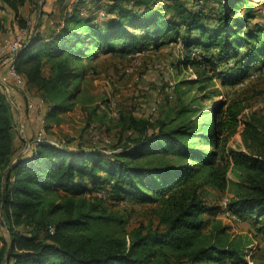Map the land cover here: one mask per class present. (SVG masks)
<instances>
[{
    "label": "trees",
    "instance_id": "obj_1",
    "mask_svg": "<svg viewBox=\"0 0 264 264\" xmlns=\"http://www.w3.org/2000/svg\"><path fill=\"white\" fill-rule=\"evenodd\" d=\"M57 2L58 13L45 9L49 0H0V12L24 28L29 9L40 11L15 65L45 111V131L73 110L80 92L73 84L86 79L85 61L101 56L176 44L178 66L196 77L168 94L176 92L180 103L181 86L196 87V94L171 106L166 118L165 111L153 118L122 113L112 150L49 135L39 142L38 131L19 144L9 99L19 93L12 80H1L0 264H246L249 239L216 219L221 207L209 204L206 192L229 190L235 171L229 208L264 235V113L216 101L221 91L211 83L237 86L264 67V18L252 5L242 13L246 0ZM45 17L56 29L43 32ZM6 23L0 15V32ZM33 110L26 102L24 113ZM240 128L243 147H228ZM129 202L151 205V222L129 229L120 211Z\"/></svg>",
    "mask_w": 264,
    "mask_h": 264
},
{
    "label": "rangeland",
    "instance_id": "obj_2",
    "mask_svg": "<svg viewBox=\"0 0 264 264\" xmlns=\"http://www.w3.org/2000/svg\"><path fill=\"white\" fill-rule=\"evenodd\" d=\"M41 1L38 0V3ZM248 5L253 6V11L258 19L264 18V0H246V4L242 6L240 11L242 13L247 11ZM45 9L53 12V8L49 6ZM29 10L26 17L27 22H29L28 25L32 28L33 25L37 24L40 11H38L37 16L34 6ZM58 10L59 8H57ZM10 16L11 18L5 15L9 28L5 33L3 32L0 45L9 32H14L16 26H18V21L15 23L12 13ZM101 17H104L103 14H101ZM51 20L48 17L43 19L46 25L45 28L51 26ZM180 57V47L171 44L163 46L159 50L146 51L133 57H122L118 54L107 58L101 56L92 61H85L88 68L86 79L76 81L72 86L80 89L73 110L63 114L60 123H53L52 127L45 131L44 136L56 137L58 141L71 146L83 144L112 150L121 136L122 113H133L144 118H153L158 117L160 113L165 111L162 118H166V112L169 111L171 106L179 108L190 103L191 98L196 94V87L181 86L179 88V94L186 93L184 103L176 100V92L172 93L171 97L168 94L174 87H177L176 84L179 82L196 77L193 68L187 69L178 66ZM128 68H132L133 71L127 73L126 69ZM13 85L15 91L24 99L23 107L25 110L26 98L14 82ZM211 87H218L221 91V95L216 98V101L228 100L233 102L235 100L245 107V114L251 111L264 113V67L251 73L244 82L237 84V86H224L220 80L216 79L211 83ZM30 95L37 103V108L33 110L34 112H31L32 116L30 117L28 113H25L22 119L17 114L15 116V137L19 144L20 139L28 140L29 135L36 136L37 131L39 133L41 128H45L46 124L43 115L45 111L40 108L35 94L30 93ZM9 99L11 104L13 103L12 106H15V100L11 92L9 93ZM110 101L115 102L113 110H111ZM210 104L211 101H207L204 105L209 106ZM114 110L119 112L118 116L112 114ZM190 116L191 114L187 117ZM241 131L242 128L227 142L228 147L235 149L243 147ZM25 147H22L19 156L25 153ZM229 179L231 183L227 191L207 189L206 199L209 204L221 207L224 201L229 202L236 190L237 173L231 170ZM150 207L152 206L141 203H124L120 211L128 216V228L132 229L142 223L151 222ZM216 219L228 225L231 233L245 235L250 241L249 246L253 253L251 262L253 264H264V235L256 230L250 219L235 222L218 214ZM3 230L4 234H7L8 229L6 226ZM1 243L0 240V245Z\"/></svg>",
    "mask_w": 264,
    "mask_h": 264
},
{
    "label": "built area",
    "instance_id": "obj_3",
    "mask_svg": "<svg viewBox=\"0 0 264 264\" xmlns=\"http://www.w3.org/2000/svg\"><path fill=\"white\" fill-rule=\"evenodd\" d=\"M30 36H31V27L28 25L26 28H24L18 24L14 32L10 31L9 34L4 38L3 43L0 45V64H3L5 67V72L3 73L1 80L3 83L12 80L17 86V88L22 91L23 96L26 98V102L28 103L29 107L32 109H36L37 103L31 97L25 79L23 75L17 70L15 65L19 52L27 43ZM141 53L144 52H138L132 54L131 56L133 57ZM132 71H133L132 68L126 69L127 73H130ZM110 105H111V110H113L115 107V102L110 101ZM112 114L118 116L119 112L117 110H114ZM44 134H45V128H41L37 136V140L39 142L44 139ZM97 195L104 198L107 197V193L105 191H100ZM228 203H229L228 201L223 202L218 215H221L223 218L235 222H241L242 218L231 211ZM252 254H253L252 250L249 246L246 255V261H247L246 264H253L251 262Z\"/></svg>",
    "mask_w": 264,
    "mask_h": 264
},
{
    "label": "crops",
    "instance_id": "obj_4",
    "mask_svg": "<svg viewBox=\"0 0 264 264\" xmlns=\"http://www.w3.org/2000/svg\"><path fill=\"white\" fill-rule=\"evenodd\" d=\"M58 0H49V2H51V4L49 5L51 8H53L52 10L54 11V12H56V13H58V11H57V8H59V5H58V2H57ZM10 12H8V13H5L4 11H1L0 12V15L1 16H5V15H8L9 16V18H11V16H10ZM15 15H13V18H15L14 17ZM49 18V17H48ZM10 20V19H9ZM39 21H40V14H39V17L37 18V24L34 26V31L36 30V28H37V26H38V24H39ZM51 26H48V27H46L45 28V26L46 25H43V32H47V31H49L50 29H53V28H55V25H54V21L53 20H51ZM7 24V27L9 28V24L8 23H6ZM56 29V28H55ZM3 36V32H0V40H1V37ZM108 57V56H107ZM107 57H105V58H107ZM99 60V59H98ZM4 68L2 69V72L4 73ZM122 82V81H121ZM14 100H15V106H13V108H14V110H15V113L18 115V117L20 118V119H22V117L24 116V107H23V98H22V96L20 97L19 95L17 96V97H14L13 98ZM13 104V103H12ZM22 124V123H21ZM20 126H23V125H20ZM24 139V138H23ZM25 140V139H24ZM27 141V140H26ZM28 148H29V144H26V147H25V149H24V151L26 152L27 150H28Z\"/></svg>",
    "mask_w": 264,
    "mask_h": 264
},
{
    "label": "water",
    "instance_id": "obj_5",
    "mask_svg": "<svg viewBox=\"0 0 264 264\" xmlns=\"http://www.w3.org/2000/svg\"><path fill=\"white\" fill-rule=\"evenodd\" d=\"M19 53H20V52H19ZM17 59H18V58H17ZM9 168H11V165H10V167H9ZM9 168H8V169H9ZM1 215H2V214H1ZM10 246H11V244H10ZM9 251H10V249L8 250V253H9Z\"/></svg>",
    "mask_w": 264,
    "mask_h": 264
}]
</instances>
